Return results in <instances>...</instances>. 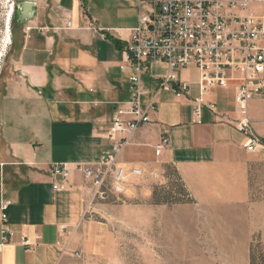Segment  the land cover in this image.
Here are the masks:
<instances>
[{
	"label": "crops",
	"instance_id": "crops-1",
	"mask_svg": "<svg viewBox=\"0 0 264 264\" xmlns=\"http://www.w3.org/2000/svg\"><path fill=\"white\" fill-rule=\"evenodd\" d=\"M36 4L32 17L17 23L10 67L0 79V199L11 201L13 231L4 243L0 211V264H85L84 258L109 254L110 228L86 214L91 189L76 165L100 162L111 146L105 136L113 113L130 96L122 50L141 10L137 0ZM166 71L165 64L152 66L147 100ZM182 77L190 94L163 90L151 121L136 132L120 162L145 174L175 169L188 200L173 207V229L165 231L164 243L174 252L192 260L216 253L222 264H248L253 238L264 241V148L244 147L238 80L213 88L218 92L212 89L205 99L216 103V113L204 108L197 121L192 98L199 96V76ZM247 116L254 134L264 138V98L248 103ZM166 130L170 145L158 156ZM56 163L68 166L67 177L52 173Z\"/></svg>",
	"mask_w": 264,
	"mask_h": 264
},
{
	"label": "built area",
	"instance_id": "built-area-1",
	"mask_svg": "<svg viewBox=\"0 0 264 264\" xmlns=\"http://www.w3.org/2000/svg\"><path fill=\"white\" fill-rule=\"evenodd\" d=\"M137 3L141 10L139 22L131 29L120 66L129 73V99L119 103L113 113L111 128L105 136L111 146L101 161L76 165L89 183L92 199L104 200L113 192L123 194L131 176H145L138 167L122 165L120 156L136 132L151 121L163 90L177 97L190 94V82L182 80L177 71L191 65L199 71V96L192 98L197 121H201L204 108L216 113V103L207 101L205 96L213 88L226 87L238 80L235 98L244 117L237 128L245 135L244 147L249 152L264 148V138L254 134L247 116L248 103L264 98V0H137ZM12 5L15 11V0ZM157 63L165 64L167 71L158 78L156 91L147 100L150 93L144 88L143 78L145 74L151 77L152 66ZM169 145L166 130L156 146V155ZM51 170L64 177L69 174L64 163L53 164ZM152 175L158 177L157 173ZM58 187L65 186H54ZM10 204L6 198L0 199L4 243L13 235L7 215ZM23 243L28 241L23 238ZM74 256L79 259L81 253L75 252Z\"/></svg>",
	"mask_w": 264,
	"mask_h": 264
},
{
	"label": "rangeland",
	"instance_id": "rangeland-1",
	"mask_svg": "<svg viewBox=\"0 0 264 264\" xmlns=\"http://www.w3.org/2000/svg\"><path fill=\"white\" fill-rule=\"evenodd\" d=\"M13 1L0 0V79L10 67L14 50L13 37L18 29L19 22L15 11L10 17ZM180 71H177V74L181 78L184 76L194 80L199 75L194 65ZM148 80L149 76L145 74V90H149ZM213 92L218 90L213 89ZM218 101L221 103V99ZM153 173H157L158 177L155 178ZM129 182L125 193L113 192L104 200L92 199L90 194L86 214L92 216L99 224L105 222L109 226L110 252L103 257L95 255L90 260L84 258L85 264H222L216 260V253L203 252L196 256L197 259L192 260L191 254L176 253L171 245L164 243L167 239L165 231L173 229V207L188 200L186 190L177 178L173 166L168 165L163 173L153 169L144 177L131 176ZM152 208H157V213L153 210L152 214ZM161 208H164L163 211ZM166 209L170 223L165 220ZM257 245H264L259 236H255L251 242L248 264L251 248L254 246L257 253ZM182 260L185 261L182 263Z\"/></svg>",
	"mask_w": 264,
	"mask_h": 264
},
{
	"label": "water",
	"instance_id": "water-1",
	"mask_svg": "<svg viewBox=\"0 0 264 264\" xmlns=\"http://www.w3.org/2000/svg\"><path fill=\"white\" fill-rule=\"evenodd\" d=\"M38 0H15L16 19L20 23L28 21L35 12Z\"/></svg>",
	"mask_w": 264,
	"mask_h": 264
},
{
	"label": "trees",
	"instance_id": "trees-1",
	"mask_svg": "<svg viewBox=\"0 0 264 264\" xmlns=\"http://www.w3.org/2000/svg\"><path fill=\"white\" fill-rule=\"evenodd\" d=\"M15 15V14H14ZM259 250L256 253L254 246L251 248L250 264H264V245L258 246Z\"/></svg>",
	"mask_w": 264,
	"mask_h": 264
},
{
	"label": "bare ground",
	"instance_id": "bare-ground-1",
	"mask_svg": "<svg viewBox=\"0 0 264 264\" xmlns=\"http://www.w3.org/2000/svg\"><path fill=\"white\" fill-rule=\"evenodd\" d=\"M12 1H13V0H12ZM13 12H14V7H13V5H12L11 13H10V17L12 16Z\"/></svg>",
	"mask_w": 264,
	"mask_h": 264
}]
</instances>
